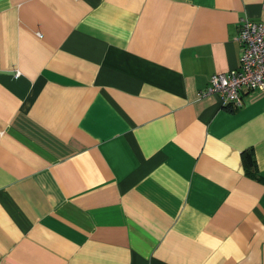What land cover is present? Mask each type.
Returning a JSON list of instances; mask_svg holds the SVG:
<instances>
[{
	"label": "crops",
	"instance_id": "obj_1",
	"mask_svg": "<svg viewBox=\"0 0 264 264\" xmlns=\"http://www.w3.org/2000/svg\"><path fill=\"white\" fill-rule=\"evenodd\" d=\"M243 18L264 0H0V264H264V90L202 95Z\"/></svg>",
	"mask_w": 264,
	"mask_h": 264
},
{
	"label": "built area",
	"instance_id": "obj_2",
	"mask_svg": "<svg viewBox=\"0 0 264 264\" xmlns=\"http://www.w3.org/2000/svg\"><path fill=\"white\" fill-rule=\"evenodd\" d=\"M238 41V68L213 74L203 96L218 95L224 104L241 106L243 91L264 90V20L243 18Z\"/></svg>",
	"mask_w": 264,
	"mask_h": 264
},
{
	"label": "trees",
	"instance_id": "obj_3",
	"mask_svg": "<svg viewBox=\"0 0 264 264\" xmlns=\"http://www.w3.org/2000/svg\"><path fill=\"white\" fill-rule=\"evenodd\" d=\"M247 160L249 162V166H251V168H254V160L248 155Z\"/></svg>",
	"mask_w": 264,
	"mask_h": 264
}]
</instances>
